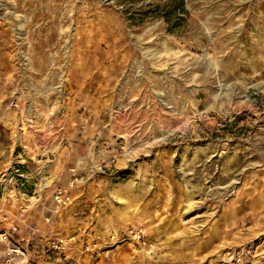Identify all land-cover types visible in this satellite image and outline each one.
<instances>
[{
    "label": "rangeland",
    "instance_id": "obj_1",
    "mask_svg": "<svg viewBox=\"0 0 264 264\" xmlns=\"http://www.w3.org/2000/svg\"><path fill=\"white\" fill-rule=\"evenodd\" d=\"M164 1L0 0V264H264V0Z\"/></svg>",
    "mask_w": 264,
    "mask_h": 264
},
{
    "label": "trees",
    "instance_id": "obj_2",
    "mask_svg": "<svg viewBox=\"0 0 264 264\" xmlns=\"http://www.w3.org/2000/svg\"><path fill=\"white\" fill-rule=\"evenodd\" d=\"M147 7L148 9L143 7L135 13L127 14L128 19L135 24H140L148 19L161 18L167 24V32L170 34L180 32L183 29L187 15L185 0H165L162 4H157L154 7L149 4Z\"/></svg>",
    "mask_w": 264,
    "mask_h": 264
},
{
    "label": "built area",
    "instance_id": "obj_3",
    "mask_svg": "<svg viewBox=\"0 0 264 264\" xmlns=\"http://www.w3.org/2000/svg\"><path fill=\"white\" fill-rule=\"evenodd\" d=\"M73 173H75V171ZM76 182H78V178H74V180L70 184L71 185L70 188H72ZM72 200L73 199H72V196L69 192V189H61L60 188V190L55 192L54 201L60 207H67V206L71 205ZM139 234L141 236V233H139ZM139 234H137V235H139ZM4 237H6V236L4 235ZM60 244L62 247H64V245H65L64 242H60ZM56 247H58V246H56Z\"/></svg>",
    "mask_w": 264,
    "mask_h": 264
},
{
    "label": "bare ground",
    "instance_id": "obj_4",
    "mask_svg": "<svg viewBox=\"0 0 264 264\" xmlns=\"http://www.w3.org/2000/svg\"><path fill=\"white\" fill-rule=\"evenodd\" d=\"M141 234H142V232H141ZM140 238H141L140 234L135 236V239H139V240H140ZM0 241H4V235H1V236H0ZM154 249H156V248L153 247V249L150 250L151 252L146 253L145 256H146L147 258H148V257H151L152 251H153ZM14 252H15V251H14ZM16 252H18V251H16ZM153 252H154V251H153Z\"/></svg>",
    "mask_w": 264,
    "mask_h": 264
}]
</instances>
